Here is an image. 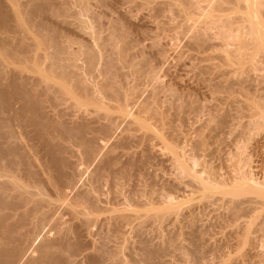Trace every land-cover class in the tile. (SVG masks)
I'll list each match as a JSON object with an SVG mask.
<instances>
[{"label":"rangeland","instance_id":"374dc122","mask_svg":"<svg viewBox=\"0 0 264 264\" xmlns=\"http://www.w3.org/2000/svg\"><path fill=\"white\" fill-rule=\"evenodd\" d=\"M23 1L26 0H19V2ZM59 1L61 2L63 0ZM98 1L102 2L103 0ZM98 1L92 0V3H96ZM117 1L107 0V5L105 4V6L100 5L104 2L96 3V14H94L93 11L95 7L91 8L92 13L91 15L89 13L90 17L88 16V21H91L89 24L93 26L92 28L95 29L94 26L97 25V22H102L101 19H103L106 15L104 13L105 11L107 12V16H105L107 19L104 18V20L106 19L109 23H112V18L114 21L122 18L124 22H121H123V24L128 23V20H132V13H134L132 15L133 21L134 19L135 21L138 19L141 21L142 17L140 18L138 13L142 16L145 12H148L145 10L144 13H142V8H137L140 10H136L137 12L135 9L131 12L132 8L127 9L131 6L133 8L140 7L137 3L139 4L141 0H138L139 2L137 0H131L133 3H128L126 0L128 5H131L127 8L126 6L128 5L125 4V0H123L125 1L124 3L122 1L121 2L126 6L121 2L119 4ZM135 1H137V3L134 4ZM151 1L155 2V0ZM200 1L201 2L198 0L194 1L201 6H199V9L204 8L202 5H206L204 0ZM217 1L220 2L221 0H216V2ZM54 2L56 3V1ZM198 2L203 4L201 5ZM216 2L214 1L212 3L213 6L216 5L214 4ZM63 3H66V0H64ZM133 5L137 6L134 7ZM232 5H230V7L232 6L234 9L239 10V12L235 11V13H231L229 11L223 12V10H216V12H213V9L212 13L214 14L210 15L211 8L215 7H210L208 4V6H206L207 8L210 7V11L205 7L204 9H201V11L204 10L201 12L202 16H200L201 13L198 14L200 12L199 10L196 12L198 15H195L196 13L194 14L195 16L191 15L195 20L197 19V22L192 19L190 20L197 23L196 25L200 24L198 28L201 29V31L197 30L198 28L196 29V27L193 26V24L195 25L194 22H192V26L194 27L193 29L192 26H189L191 29L187 25L184 26V18L178 14H167L160 17L153 14V18H148L146 25L144 24L140 29L136 30L134 27L130 26L132 29L131 42L133 44L131 53L133 55H137V51L140 48H146L144 53L136 56V62L142 66V63L149 61L150 65L146 70H144V75H154L159 80L157 81L159 82L157 84L160 85H156L157 87H155V84L152 87L149 84V86L146 84L143 86L139 85V98L141 99H139V106L136 105V107H120L116 102L105 99V95L102 92L98 95L101 102L109 108V114L112 117H128L129 119L127 118V120L123 122L125 124L122 123L123 125L118 127L111 139L109 138L107 141L105 140V142H103L105 144L102 143V145H104L103 147H105L103 154L107 153L108 157H113L116 161L113 169L100 172L101 174L99 177L95 176V170L100 165L101 160L98 159L90 166V168H88L86 157L79 149H75V151H78L76 153L78 154V158H80L83 168L88 171V173L84 176L85 180L82 181L85 184L84 188L89 190L92 196L101 197L103 202L100 204H86L79 208L86 212H92L93 217L98 219V224H83L75 227L76 224H73V221H67L62 226L65 231L71 233L70 238L73 242L81 244V250L77 256L72 258L73 261H77L79 264H90L89 261L83 257V254L85 252L98 253V251H95L92 247L87 246L85 243L87 231H91V237L96 241V244L112 254L110 259L106 261L105 264H264V198L262 196L259 198L258 195L261 194L258 193V199L256 197V192V194L249 192V194L252 193L250 196H248V193L245 194L246 192H244L245 196L244 194L242 195L239 193L241 196L237 194L240 199L239 200L236 196L233 194L230 195L229 193L233 191L236 192V189H238L241 185L240 181L243 178L242 175L244 171L240 168L241 173L243 172L242 175L238 172V168L243 166L242 164L240 165L241 162L238 164L240 166H238L237 163L241 160H238L239 157L242 158V156L245 157L246 155L248 159L250 158L249 161H251V168H253H250L253 172L251 173L250 171L252 175L246 172V174L248 173L247 175L250 174L251 178H254H250V183L257 181V189H262L264 186L261 185L264 183V122H262L264 121V117L262 118L260 115L264 112V58H262L261 53L254 54L251 49L248 52V55L251 58L247 57L248 59L246 58L245 61H242L243 63L238 61L236 62V60L229 55L230 52L233 53L236 49L238 50L234 52L235 55L237 51L240 52V48H238L240 43L238 44L236 41L232 40L233 37L238 34L233 35V37L230 38V41L228 39V42L227 40L222 42L223 39H221L222 37L220 38L218 34L220 31V34H222V31L224 30L217 29V27L214 28L215 26H213L216 30H212L211 33L217 34L219 39H221L219 40L216 38L218 40H213L216 36L209 33L213 28H205L203 24L208 20V16L206 15L208 14V11L209 15L214 17L211 19L215 21L224 20L230 14L232 15V19L231 22L227 24L230 29L227 28L226 31L233 30L235 32V29L241 27L244 28L246 26L247 28L245 27L243 29H246V34L244 33V35L242 30H238L240 31L238 38L239 36L247 37L246 35H249L250 33V30H247L249 29L247 26L249 24L244 22L241 18L242 14L246 12L244 8L247 6L245 0ZM123 6L125 8H123ZM55 7L56 5L54 8ZM121 7L123 8L121 13L123 11H127L126 13L130 12L131 15H124L125 13L122 15L119 14L120 11L118 10L122 9ZM242 7L243 9L240 10ZM97 9L99 12L104 11L100 13H104L105 15L98 13ZM205 9L208 11L205 12ZM74 10L79 11L80 8H76ZM115 11L118 12L116 15L118 14L117 16H120V18L117 17L114 19L116 15L114 17V14L112 13ZM203 13L206 14L203 15ZM92 14L95 16L97 15L98 18L101 16V18L96 20L97 18L95 17L94 19ZM98 14H100V16H98ZM145 14H149V12ZM27 15V13L22 14L21 20L28 27L27 29L30 37L32 36V40L28 41V43L31 42L33 44L32 41L35 39H38V43L44 42L42 39L39 40V37L36 38L39 34L41 36V33L44 35L42 34V37L40 38H43V36L45 38L46 36V39H49L57 33L58 36L61 35V38H63L62 40L66 42L67 40L70 42L71 39L76 40V38H80V41L82 40V36L79 37L78 35H75L76 33H73L75 31L72 32L75 26L78 28L77 23H74V17H68V19H65L60 16H50L49 18L52 17L53 19H48L45 14H39L40 16L37 15V17L31 16L30 14L28 16ZM122 16L125 18L126 16H129L127 18L131 19L125 20ZM39 17H41V19ZM44 18L47 25L43 23V26H41V21ZM170 18H172V21ZM94 20L96 22L92 24ZM39 21L41 23H39ZM140 21H138V24L141 23ZM188 23L191 25L190 21ZM97 26L100 27L99 24ZM97 26L96 30L99 29ZM202 26H204V30L201 28ZM186 27L188 28L187 30ZM107 28L108 26H106V29L103 27V33H106L107 30L110 29ZM189 29L191 31H189ZM206 29L207 31H205ZM196 30L197 36L199 32H202V36L206 32L205 36L208 38L207 34L209 33V37H211L213 41H211L210 38H200L201 34L199 39L198 37L196 38V35L194 36V34H196ZM109 31L111 32V29ZM36 32L39 34L37 33V35H35ZM47 32H49V34ZM110 32H107V34H110ZM112 32L114 33V31ZM6 34L7 33L1 35V37L6 38L8 35L9 38H14L12 39L13 41L11 40V43L13 42L11 45L17 46L18 43L21 44L20 41H18L20 39L19 35H13L12 33ZM107 34H105L104 37H106ZM47 35L51 36L48 37ZM114 35L115 33L110 37L108 35L106 38L109 37V39H111ZM16 38H18V40H15ZM235 39L237 40V38ZM207 40L209 42H207ZM16 41L18 42L15 43ZM220 42L225 45L223 46ZM38 43L34 42V44L37 45ZM41 43L40 46L43 45ZM34 44L31 47V49L33 47L37 48H33L36 50V53L34 51V54L39 55V53L44 52L42 46L40 47L38 45V47L35 45V47ZM66 45L69 44L67 43ZM75 47L77 46H70L71 49H74ZM11 57L12 56H10V58L0 56V71L1 69L8 71L10 68H13L12 70L10 69L9 72L3 70L8 73L7 78L13 74L15 69L23 71L24 74H34H32L34 70L30 71L28 69L33 65H30L27 69L21 70L19 63L13 62ZM164 61H166V63L162 64ZM128 70V68L124 69L125 72H128ZM82 73L84 74V77L88 76L86 71ZM177 81L181 82V84ZM176 83L179 84L176 86L179 88V91L177 89L178 92L176 93L177 95H180V102L174 99L175 93H173V91L175 92V88L174 90L171 89V87H175ZM180 85L181 88L179 87ZM137 86V84H132V87ZM140 88L143 90H140ZM166 88L170 89L172 92H169V90L167 91ZM67 89L68 92L65 95H62L64 102L56 109L61 111V114L77 115L79 114V109L80 111L82 110L92 115V113L97 110V108L92 104L82 108L76 106V101L70 98V94L74 93V89L71 87ZM154 89H156V91L164 89L167 93L163 90L160 92L161 95H157V97L156 95H153V92H155ZM155 93L160 94L159 91ZM171 93L174 94V98L173 96H170ZM150 97H154V99H151ZM168 99L174 101L170 100V102ZM153 100L155 103H153ZM159 102L163 104V107H160V110L158 109V105L160 104ZM194 103L195 106L197 105L196 107L193 106ZM155 104L158 105L155 106ZM161 104L160 106H162ZM173 105L178 107L180 111ZM256 105H258L260 109H258ZM181 107H183V109ZM155 110L159 111L156 112ZM158 112H160V114L163 112L165 116L162 114L161 117ZM256 113H259V119L262 118V120L259 121L263 124L260 125V123H258L259 115H256ZM130 116H132V118ZM262 116H264V114ZM136 119H143V121L150 126V130H152L149 131L150 134H157L162 139L165 137L166 140L163 139L165 142H163L161 138L157 139L161 141L162 147H160V142L156 139H154L155 141H152L153 139H135V141L132 139L129 142L127 141V143L115 145L124 134H130L131 136L136 134L140 135L141 132L136 133L134 131L135 133H133V131H131L136 129L138 130L137 125L133 124ZM166 122H168V125ZM257 123L258 125H256ZM16 129L19 133L25 132L20 129L19 125ZM142 131L147 132L146 129H143ZM27 134L29 135H22V139L24 145L27 147V150H31L32 146L37 144V141L32 140L30 132H27ZM200 140L203 142H200ZM155 143L156 145L158 144V146H156ZM203 143L205 144L204 146ZM154 145L156 147H153V149L151 146ZM178 147L180 150H178ZM147 148L153 149V152ZM201 148L206 150V153H204L205 151L201 150ZM240 149H243V151H240ZM174 150L180 152L183 150L182 154L184 153L183 155L186 157L188 156L189 158L186 160V157L181 155L180 152L179 155L182 156H180V158H184L182 161H186L188 164L186 165L184 163L189 171L191 172L192 170V174L195 173L197 178L203 177V182L205 180L204 184L210 183L211 186L214 183V186L217 185L216 188L212 185L211 189L210 186L202 189L200 187L203 186H201L200 183H194V180L192 181L188 175L186 177L183 176V173L180 174V168H176L177 166L170 161V159L173 158V153L171 154V152H174ZM239 153H242V156L241 154L239 155ZM169 156L172 157L169 159ZM247 157L242 158V160H247ZM189 159L190 161H188ZM242 163L243 165L245 164L243 161ZM248 166L250 167V163ZM248 166L246 169H248ZM231 175L234 176L231 177ZM47 176L50 183L53 185L55 181L51 176V172L48 173ZM247 178H249V176ZM210 180H213L214 182H210ZM259 182L261 183L260 185ZM254 184V186H256V182ZM80 185L82 186L81 183L79 186ZM222 185H224V188ZM248 197L250 198L248 199ZM253 197L254 199H252ZM124 199H126L125 201L128 206L123 203L122 200ZM247 199L249 203L248 201H245ZM232 200L233 202H231ZM257 200L259 201V204L256 203ZM123 204L127 207H124ZM172 207L175 208V211L172 210ZM123 208H125L126 211L128 209V211L126 212ZM120 210L125 211V213L129 212L130 214H140V218H142L129 219L128 222H125L124 228H117L114 224L109 227L108 224L101 222L110 217V215L119 214ZM122 232L124 234H122ZM154 254H156V258L153 257ZM148 256L151 257V260L147 259Z\"/></svg>","mask_w":264,"mask_h":264},{"label":"bare ground","instance_id":"6f19581e","mask_svg":"<svg viewBox=\"0 0 264 264\" xmlns=\"http://www.w3.org/2000/svg\"><path fill=\"white\" fill-rule=\"evenodd\" d=\"M54 1H56V3ZM67 1L68 0H66V3H63L64 0L61 2L59 0H26L23 2H19V0H8V2H11L8 3L7 0H0V56L3 57L6 56L7 58L8 57L10 58V56H12L11 57L13 59L12 61L19 63V65L21 66V70L27 69L30 65L33 66H30L28 69L30 71L34 70L32 72V74L34 73L33 75H28L27 73L24 74L23 71H19L15 69L13 74L10 77L8 76L9 79L7 78V74H8L7 72H9L11 68L8 71L5 69H1L0 71V264H79L77 261H73L72 258L77 256L78 253L80 252L81 244L77 242H73L72 239L70 238L71 233L65 231L62 226L67 221H73V224H76L75 227H78L83 224H87V225L98 224L99 221L98 219L93 217L92 212H86L79 208L83 207L86 204L89 205H91L92 203L100 204L101 202H103V199L98 196H92L91 192L84 188L85 184L82 181L85 180L84 176L86 175V173H88V171H86L83 168L80 158H78V154L76 153L78 151H75V149H79L80 152L86 157V163L88 168H90V166L93 163H95V161H97L98 159L101 160L100 165L95 170L96 172L95 176L99 177L101 174L100 172L113 169L115 166L116 159L113 157H108L107 153L103 154V150L105 147H103L104 145H102V143L105 142V140L107 141V139L109 138L111 139L112 136H114L118 127L120 125L122 126L123 124H125L123 122H125V120H127L128 118V117H118V118L112 117L109 114L110 113L109 108H107L105 104L101 102L98 95L100 92H102L105 95V99L116 102L117 105L120 107H130V106L136 107V105L139 104V99H141L139 98L140 95L139 87L143 86L144 84L146 85L149 84L151 85V87L154 86L155 84V87H157L156 85H158L157 83H159L157 82L159 80L154 75H144V70H146L150 65L149 61L142 63V66L136 62V56L144 53L146 51V48H140L137 51L138 53L137 55L135 54L133 55L131 53L133 44L131 42L132 29L130 26L134 27V29L136 30L140 29L144 24L146 25V21L148 18H153V14H156L158 17L165 16L167 14H173V15L178 14L184 18L183 20V23L185 24L184 26L187 25L189 27L192 26V22L194 21L197 22V19L195 20L192 16L200 14L202 11H204V10L201 11V9H204L205 7L207 8L208 4L210 7L211 6L215 7V8H211L210 15L214 14L212 13L213 9H214L213 12L214 11L216 12V10H220V11L223 10V12L229 11L231 13H235V11L239 12V10L234 9L232 7L233 6L232 4L235 5L243 0H221L220 2L218 1L216 2V0L213 1L204 0L207 6L202 5L203 3L202 4L199 3L201 1L198 0L199 1L198 3L201 4L202 7L204 6V8L201 9H199L201 6L198 5L196 2H194L195 0H165V1L158 0L159 2L157 0H155V2H152L151 0H141L139 4L137 3L138 1L137 0L134 2V4L137 3V5L140 7H136L137 5L136 6L133 5L136 8H133L131 5H128V3L131 2V0H127L128 3L125 0L126 1L125 4L128 6L123 4L125 2L123 0H121L123 3L121 1L115 0L119 4L121 2L123 5L126 6V8L131 6L130 8H127V9L132 8L131 12H133L132 11L133 9H135V11L136 10L140 11L137 8H142L143 9V10L141 9L142 13H144V11L147 10L149 14H145L148 13L145 12L144 15L140 16V13H138L139 17L140 18L142 17V19L140 21L138 17L137 18L138 20L136 19L137 21H135L134 19L135 21L134 22L132 16L134 13H132V15L130 12L126 13L127 12L126 9H125L126 12L123 11L121 13V10L125 8L123 6V8L121 7L122 9L118 10L120 11L119 14L122 15L123 13H125L124 15H129V16L131 15L132 17V20H128L127 21L128 23H126L127 24L126 25L123 24L124 21L122 20V18L116 19L117 17L120 18V16H117L118 14L116 15V13H118L117 11L112 13L114 14V17L116 15V17L114 18L116 19V21H114L112 18V23L111 22L109 23L108 20H106L107 17H105L107 16V12L100 11V12H104L106 14L105 15L104 13H100L97 9L98 13L105 15L104 18L106 19L104 20L103 18L101 19L102 22L100 21L99 23L97 22V25L99 24L100 27L95 25L94 26L95 29L92 28L93 26L91 24H89L91 23V21L90 22L88 21L89 13L90 15L92 13L91 8L95 7V9L93 8L94 9L93 11L94 14H96L97 13L96 12L97 6H95L96 3L104 2L103 3L104 5L103 4L100 5L105 6V4L107 5V0H103V1L101 0L102 2L97 0L98 2L96 3L95 2L92 3V0H69L68 3ZM214 1L216 2L214 3L216 4L215 6H213L212 4ZM245 3L247 5L246 7H244L246 12L242 14L241 18L243 19L244 22H247L249 24L247 25L249 28L247 30H250V33L249 35L248 34L246 35L247 37L239 36L238 38V35L240 34L241 30L243 34L245 33L246 29L245 30L243 29L246 26L244 28L241 27L235 29V32L233 30L226 31L227 28L230 29L229 26H227V24L231 22L232 15L229 14L224 20L222 19L221 21H215L211 19L214 17L209 15L210 7L207 8L209 11L205 9V12L208 11V14L205 13L208 16L207 18L208 20L203 23L205 28L211 29L213 28V26H215L214 28L217 27V29L224 30L222 31V34H220L221 31L218 34L220 38L222 37L221 38L223 39L222 42L224 40H227L228 42V39L230 41V38H232L233 35L238 34L235 35L237 37L234 36L232 40L236 41L238 44L240 43L241 47L240 46L238 47L240 48L239 49L240 52L237 51L238 55L237 53L235 55L234 52L238 50L235 48L236 50L233 53L230 52L229 56H232L233 59L236 60V62L238 61L241 63H243L242 61H245L247 57H250L248 55V52L251 49L253 50L254 54L261 53L262 58H264V0H245ZM55 5L56 7L54 8ZM230 5L232 6L230 7ZM76 8H80V10L75 11L74 9ZM242 9L243 7L240 8V10ZM198 10L200 12L197 14L196 12H198ZM25 13L35 17H37V15L39 14L40 15L45 14V16L48 17V19L52 18V17L49 18L50 16L53 17L60 16L65 19L66 18L68 19V17H74L75 18L74 23H77L78 26V28L76 26L75 28H77L78 31L77 29L74 28L72 32L75 31L73 32L76 33L75 35H78L79 37L82 36V40L80 41V38H76V40L71 39L70 42L69 40H67L66 42L63 41L61 35L58 36L57 33L53 35L52 38L49 39H46V36L45 38L44 36L43 38H40L42 37L43 33H41L40 36V34L36 32L35 35H37V33L39 34V36L37 35L36 38L39 37V40L42 39L44 41L42 43L40 42L41 44H43L41 46L44 52L39 53V55L34 54V51L36 53V50L34 49L37 48L33 47L34 49L33 48L31 49V47L33 46L34 42L38 43L37 41L38 39H35L33 37L36 41L35 40L32 41L33 44L31 42L28 43V41L32 40V36L30 37V35L28 34V29H27L28 27L21 20L22 14ZM94 14H92V17L94 16L93 17L94 19L95 17L97 18L96 20L101 18L100 14H98V16H100L99 18L97 17V15L95 16ZM205 14L203 13V15ZM109 16L111 17V15ZM129 16H126V18L123 16L122 17L123 19L127 20V19H131V18H127ZM200 16H202V13L200 14ZM41 17L39 18L41 19ZM190 19L194 21H191ZM170 20L172 21V18H170ZM188 20L191 22V25H189ZM45 21H46L45 18L42 19L41 21L42 23L39 21V23L42 24L41 26H43V23L46 24ZM138 21H140L141 23L138 24ZM95 22L96 21L94 20L92 24H94ZM196 24L197 23H195V25L193 24V26H195L197 29L198 26H200V24L199 23H198L199 25ZM96 26L99 28L98 30H96ZM106 26H108V28L111 29V32L114 31L115 33L114 37L112 36L113 38L111 37V39H109V37L114 33L113 32L111 33L109 31L110 29L107 30V32H110V34H107L106 31H105L106 33H103L104 31L103 27L106 29ZM193 26L192 29L194 28ZM204 26L201 27L203 30H204ZM189 28L191 29V27ZM214 28L211 29V31L209 30L210 31L209 33L214 34L216 36L215 39L213 40H218L219 37L217 36V34L211 33L212 30H216ZM187 29L188 28L186 27V30ZM190 29L189 31H191ZM197 30L201 31V29L199 28ZM197 30L194 36L196 35L195 37L196 38L198 37L199 39V36L202 32H199L197 36ZM205 31H207V29ZM5 33L7 34L12 33L13 35L14 34L19 35L20 39L18 40V38H16L15 40L20 41L21 44L18 43V45L16 44L17 46L14 45L15 47L11 45L13 43V42L11 43V40L14 38H9L7 34H6L7 35L6 38L1 37V35ZM47 33L49 34V32ZM205 33L203 36L201 34L202 37L200 36V38L206 39L207 37L205 36L206 35ZM209 33L207 34L208 36L207 39L210 38V40L213 41L212 38L209 37L210 36ZM105 34H107L106 37L108 35L109 37L108 38L104 37ZM235 38H237V40ZM18 41H16L15 43H17ZM207 42L209 41L207 40ZM40 43H38L39 46ZM67 43L70 46L76 45L77 47L71 49L69 45H66ZM221 44L223 45V43ZM35 45L37 44H34V46ZM165 63L166 61H164V63L162 62V64ZM125 68L129 69L128 72L124 71ZM84 71H86L88 76L84 77V74L82 73ZM179 83L181 84V82ZM132 84L133 85L137 84L138 86L132 87ZM177 84L178 83H176L175 87L173 88L171 87L172 90H174L175 88V92L173 91L175 95L173 93L169 95L171 97L174 95L175 98L174 96L173 98L179 101L180 95H177L176 93L179 91V88L176 87L179 84L178 85ZM68 86L74 89V93L70 94V98L76 101L75 102L76 106L82 108L89 104H92L97 108V110H95L92 113V115L82 110L80 111L79 109H78L79 114L77 115L61 114L62 113L61 111L56 110L64 102L62 95L63 94L65 95L68 92L67 89L69 88ZM179 87L181 88V85ZM141 89L142 88H140V90ZM163 90L164 89H162L161 91ZM166 90L172 92L168 88H166ZM166 90H164V92ZM154 91L155 92L159 91V93L161 92L160 90L156 91V89H154ZM155 92H153V95L156 96L161 95V93L158 94ZM150 98L154 99V97H150ZM171 99L168 100L170 101ZM176 100L175 102L177 103ZM153 103H155L154 100ZM160 104L159 105L155 104V106L158 105L159 110L160 107H163V104H161L162 106H160ZM193 106H195V103ZM256 106L258 107V105ZM183 107L181 108L183 109ZM258 109L260 108L258 107ZM158 113L160 114V112ZM162 114L163 112L160 114L161 117ZM257 114L259 115V113H256V115ZM263 114L264 112L260 114L262 118L264 117L262 116ZM260 115L258 116V121L262 120V118L259 119ZM163 116L165 115L163 114ZM130 117L132 118V116ZM164 120L167 121L166 119ZM168 122H166L167 125ZM258 123H260V125L263 124L261 123V121H259ZM258 123L256 125H258ZM133 124L137 125L138 130L135 128L136 130H131V131H133V133L141 132L140 135L136 134L134 136L133 135L131 136L130 134H124L116 144L114 143L115 145L120 143L122 144L127 143V141L129 142L132 139L134 141L135 139H140V140L153 139L152 141H155L154 139L157 140L161 138L157 134L149 133V131L152 130H150L149 128L150 126L146 124L143 121V119L142 120L136 119L133 122ZM18 125L20 129H22V131L25 132L23 133L17 132L16 127ZM143 129H146L147 132L145 131L143 132L142 131ZM27 132H30L32 136V140L37 141V144L32 146L31 150H27V147L26 145H24L22 139V135H29L27 134ZM163 139L166 140L165 137ZM159 142H160L159 144L160 147H162L161 141ZM200 142L203 141L200 140ZM155 145L151 147L153 148L158 146V144L156 146ZM204 145L205 144L203 143V146ZM153 149L149 148L148 150L152 151ZM178 150H180V148ZM201 150L203 149L201 148ZM203 151H205L204 153H206V150ZM240 151H243V149L242 150L240 149ZM179 152L180 151L177 150L171 152V154L173 153L172 155L173 158L170 159L172 156H169V159L170 161H172L171 163L177 166V167L175 166L176 168H180L179 169V172L181 171L180 174L183 173L184 174L183 176L186 177L188 175V177H190L192 181L194 180L193 181L194 183L195 182H197L198 184L200 183V185L203 186L200 187L202 189L209 187L210 183L204 184L205 180L203 182L202 179L203 177L197 178L195 173L192 174V170L191 172L189 171V169L185 166V164L188 165L186 161L184 162L182 161L184 158L183 159L180 158V156L184 154V153L182 154L183 150L182 152H180L181 155H179L180 154ZM242 153H239V155L241 154L242 156ZM128 156L131 157L130 155ZM245 157H247V155ZM245 157L242 156V158ZM188 158L189 157L187 156L186 160ZM242 158L239 157L238 160L240 159L241 160L239 162L237 161L238 162L237 165L241 162L240 165L242 164L243 166L239 168L237 167L239 170L237 171L240 172L241 175L243 173V172L241 173V170L244 171L242 175L243 178L241 177L242 179L240 181L241 185L239 184L240 187L236 189V192L235 191H233L234 193L229 192L230 195L233 194L234 196H236L237 199H239L237 195L239 193L243 195L244 192H246L245 194L247 193L249 194V192L252 193L256 192L257 193V194L255 193L256 197L259 193L261 194L258 195L259 198H261V196L264 198V188H263L264 186L262 187V189H257V185H258L257 181L254 180L256 182V186H254L255 182L250 183L251 182L250 178L252 175L251 173H253L251 170L253 169L251 168L252 167L251 161H249L250 158L248 159L247 157V160L244 159L242 160ZM188 161H190V159ZM242 161L245 162L244 165ZM249 163H250V167L248 166ZM247 166L249 170L246 169ZM50 172H51V176L55 181L53 185L50 183V180L48 179L47 176L48 173ZM246 172L250 173L251 175L250 174L247 175L248 173L246 174ZM246 175L247 177L249 176V178H247ZM233 176L231 175V177ZM251 179L254 178L252 177ZM212 181L210 180V182ZM80 183L82 184V186L81 185L79 186ZM260 184L261 183L259 182V185ZM212 185L210 186V189ZM261 185H264V183ZM216 186L217 185H215L214 188H216ZM223 186L224 185H222V187ZM250 194L248 196H250ZM249 198L250 197H248V199ZM248 199L245 201H248ZM252 199H254V197ZM125 200L126 199L122 200L124 204H126ZM231 202H233V200ZM258 202L259 201L257 200L256 203L259 204ZM127 206L124 205V207ZM172 208H173L172 210L175 211L174 210L175 208L174 207ZM123 209L126 211L125 208ZM122 211L123 210H120L119 214L110 215V217L104 219L101 222H104V224H108L109 227H111L114 224L117 228H121V227L124 228L125 222L126 221L128 222L129 219L140 218V214L139 215L134 213L130 214L129 212L125 213V211L123 212ZM122 234L124 233L122 232ZM91 236H92V232L87 231V234L85 236L86 237L85 243L87 246L92 247V249H94L95 251H98V253L85 252L83 254V257L87 259L90 264H105V262L110 259L112 254L103 247L97 245L96 241L93 240ZM155 256L156 254L153 255V257ZM150 258H151L150 256L147 257V259L151 260Z\"/></svg>","mask_w":264,"mask_h":264}]
</instances>
